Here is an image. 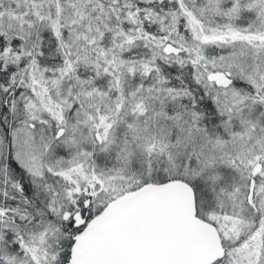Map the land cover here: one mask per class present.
<instances>
[{"label":"snow or ice","instance_id":"obj_1","mask_svg":"<svg viewBox=\"0 0 264 264\" xmlns=\"http://www.w3.org/2000/svg\"><path fill=\"white\" fill-rule=\"evenodd\" d=\"M0 264H264V0H0Z\"/></svg>","mask_w":264,"mask_h":264}]
</instances>
